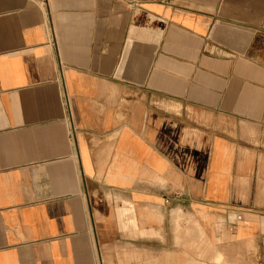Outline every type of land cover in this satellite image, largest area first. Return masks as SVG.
Returning a JSON list of instances; mask_svg holds the SVG:
<instances>
[{
    "label": "crops",
    "instance_id": "obj_1",
    "mask_svg": "<svg viewBox=\"0 0 264 264\" xmlns=\"http://www.w3.org/2000/svg\"><path fill=\"white\" fill-rule=\"evenodd\" d=\"M0 264H264V0H0Z\"/></svg>",
    "mask_w": 264,
    "mask_h": 264
}]
</instances>
